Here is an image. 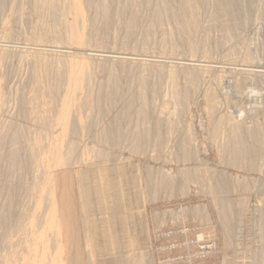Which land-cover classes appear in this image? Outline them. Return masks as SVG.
<instances>
[{"label": "rangeland", "instance_id": "374dc122", "mask_svg": "<svg viewBox=\"0 0 264 264\" xmlns=\"http://www.w3.org/2000/svg\"><path fill=\"white\" fill-rule=\"evenodd\" d=\"M55 1L50 6V0H3L0 45L18 49L37 44L59 51L79 47L87 54H134L158 62L186 58L228 67H264V0H236L232 5L228 0H105L110 5L107 13H103L104 0H78L83 13L78 19L71 8L73 0ZM7 59L0 70V135L6 137L0 144V185L20 186L17 198L21 196L17 200L10 188L8 194L17 201L11 196L14 201L6 198L11 200L7 203V194L0 199L6 202H2L6 205L3 207L12 202L13 216L23 212L10 222H18L21 227L35 206L29 195L34 164L26 158L25 164L30 163L32 168L24 164L26 168L19 166L18 170L9 166L6 157L18 150L21 156H27L33 144L50 143L55 134H51L49 123L55 120V114L42 119L33 99L44 92L42 88H64L68 75L64 59L59 57L47 59L46 71L39 73L31 58L12 53ZM96 65L85 64L80 79L83 87L76 101L84 136L79 133V138L87 145L80 154L85 159V150L90 153V145L95 144L92 136L107 119L123 123L125 135L134 139L124 144L122 153L129 171L128 185L137 188L132 200L136 217L129 234L139 239V254L135 252L122 264H192L186 258L162 259L163 253L157 250L160 241L154 238L167 229L176 230L175 237L182 231L184 242L178 243L176 252L184 251L189 242L186 226L198 236L210 234L215 240L213 252L217 251L218 257L210 260L213 264H264V81L246 78L243 82L239 78L236 82L234 77L218 80L217 75L206 73L205 77L215 79L195 83L183 70L141 67L136 71L117 63L108 64L106 69ZM110 82L117 91L108 107L105 101L110 112L103 118L95 111V93L99 85L108 86ZM236 92L242 97L230 104L234 106L229 108L234 120L229 123L237 124L230 130L220 117L224 104ZM242 94L250 95L247 98ZM132 100L136 102L134 112L126 106ZM33 106L37 111L30 110ZM216 158L218 164L213 162ZM219 209L230 212L229 229L219 222ZM108 231L114 245H120L116 252L121 251L120 226L112 225ZM13 232L6 229L5 236L10 233L12 242L0 246V263L6 258L8 264H21L27 234ZM176 252L172 256L177 257Z\"/></svg>", "mask_w": 264, "mask_h": 264}, {"label": "bare ground", "instance_id": "6f19581e", "mask_svg": "<svg viewBox=\"0 0 264 264\" xmlns=\"http://www.w3.org/2000/svg\"><path fill=\"white\" fill-rule=\"evenodd\" d=\"M234 1L236 0H228V5H232ZM2 2L3 0H0V8L3 5ZM106 2L102 4V8L105 9V12L103 13H107L106 8L108 3L106 4ZM49 4L50 6H53L56 4V1L50 0ZM108 6L110 5L108 4ZM71 8L76 17L83 14L81 3L78 0H73L71 2ZM182 16L180 17L181 20H183ZM76 19H78V17ZM28 46L15 49L5 45H0V70L3 64L7 65L5 61L8 60L7 58L12 53L24 56L25 58H31V61H33L34 70L38 71V73L39 71H46L47 59L59 57L64 59L68 80L64 88H42L44 92L38 96H35L33 99L36 104L35 106H37L36 108H40L42 119H49L51 117V113L55 114V120L52 123H49V127L52 129L51 134H55L52 135V139L49 140L50 143H46L47 145H40L36 140L35 142H37V144L35 143L30 147L28 146L29 149H27L29 152L27 156H23L22 154L24 159L18 152L19 150L14 151V154L6 157V160L10 164L9 166L16 168L18 167V170L19 166L23 170L26 168L25 165L28 164L30 166V163H28L30 161H32L34 164V168L32 170H34L33 172L35 175L33 176L34 178H31L32 180L30 179V183L32 182L33 185L32 191L29 193V195L31 198H34L35 206L30 218L27 220V223L23 224L21 227H19L17 224L18 222H15V224H10L12 220L15 221L17 217L23 212H16L13 216V211L11 210L10 206L12 205V202L10 205L7 204V207H3L6 205L2 202L5 201L0 199L2 203H0V205H2L0 208V246L7 247L12 242L10 241L11 238L9 237L10 233L8 236H5L6 229L8 228L12 229V231H14L13 233L20 230L27 234V237L25 236L26 246H23V248L25 247V251L23 250L24 254L20 253L21 257L19 256L21 264H122L126 263L130 258H132L135 252H137L136 250L139 249L137 246L139 239H137L135 235L132 237V234H129L130 226L133 224V217H136L135 213L133 212L134 210L132 200L134 199V195L137 193V188L135 186L133 189H131V187L128 185L129 175L127 172L129 171H126L127 169L126 165L123 163L122 153V150L125 149L124 144L126 142L128 143L133 141V137L131 138L125 135L124 131L126 130L123 123H120L114 119H107L102 128L100 127V130L94 132V135L91 134L94 138L91 139V141L94 140V142H92L95 144L94 146L90 145V153L88 154L87 152L86 154L85 150V159L82 157L83 154H80L81 148H83V146L85 148L87 145L85 144L86 142H82L84 140L79 138L82 135L83 127L79 120V106L77 105L78 102L76 101H78L77 99L78 96L80 97L79 93L81 92V87H83L81 86L80 79L83 80L82 76L85 64L92 62L97 64L98 67L100 66L101 68H105L108 64L111 65L113 63H117L120 66L124 65L136 71H138L141 67L147 69L166 67L168 70H183L184 73H187L190 80L195 81V83L204 78L208 79L209 81L215 79L213 76L205 77L204 74L206 73L214 74V76L217 75L218 80H222V78L225 79L234 77V80H237L236 82H239L240 80L246 82L244 81L246 78H252L254 81H264V67L260 65H241V67L233 65L234 67H228L222 64L219 65V63L201 62L186 58L177 60L178 62H158L149 60L147 58L145 59V57L143 59H141V57L137 58L134 57L136 56L134 54L120 53V55L119 53L115 52H95L92 54H87V51L85 53V51L79 47H64L65 51H59L57 49H48L47 47L45 48L37 44H31L30 47ZM144 68L142 69L144 70ZM2 69L4 68L2 67ZM172 75H174V72ZM250 83H252V80ZM0 87H2V85ZM108 87H110V90L107 89ZM116 91L117 87L114 82H110V85L108 86L104 84L98 86V89L95 93V111L100 117L105 118V116L109 114L110 111L107 113L105 103L108 101H113ZM238 93L236 92L235 95H232V97L230 96L228 98V103L224 104L226 106L223 111V115L220 117L221 123L223 125H229L230 130H232L231 127L234 129L233 125L236 123L230 125L229 122L234 120V117H232V112L229 110L234 107H231V105L236 102V99L242 97H239L241 94L236 95ZM227 96L224 97L227 98ZM250 98L251 97H249V99ZM232 100L234 103H232ZM109 102L107 103V107L110 105ZM135 103L136 102L134 100L126 103V106L130 112H134L136 110ZM35 106L30 108L32 112L37 111L34 110L36 109ZM252 108L254 109V107ZM103 120L101 122H104ZM236 121L237 120L233 122ZM130 123L131 122L127 123L129 127L131 126ZM237 129L239 131V128H236V130ZM82 137L84 139L83 135ZM4 138H1L0 135V144L2 145L5 143L4 141H6ZM137 139L138 138H136L135 141ZM142 141L143 139H138L137 142L140 143ZM137 149L139 148L137 147ZM26 158L28 160L27 164L24 162ZM213 162L218 164L220 160L216 158V160H213ZM22 163L23 168L21 166ZM30 167L32 168V166ZM25 171L28 172L29 169ZM7 173L4 171L5 175ZM6 177H8V174ZM2 184L0 186H2ZM4 184L2 187H0V196L3 197L7 194V196H10V198L6 196L5 199L8 198L14 201L15 197L17 198L18 191L21 190L19 188L20 186L15 185L19 189L17 187L11 188V185L7 188L4 187L6 186ZM9 190L10 192L12 191L13 194H16L15 197L12 196L13 194H8L10 193L8 192ZM19 194L20 193H18V195ZM11 196L14 199L11 198ZM8 199H6L7 203L8 201H11ZM43 205L44 207L46 206V210L45 208L43 209ZM41 209L45 210L44 214L42 215ZM229 213L227 210L223 209H219L218 211L220 219L219 222H221L225 230L226 228L229 229ZM112 225L120 226V232L123 234V246L121 251L116 252L117 248H120V245H114L113 237L108 231ZM227 235L229 236V233H227ZM200 237L201 236H199V238ZM137 254L139 253L137 252ZM7 261L6 258H4L0 264H8Z\"/></svg>", "mask_w": 264, "mask_h": 264}, {"label": "built area", "instance_id": "2783aa9c", "mask_svg": "<svg viewBox=\"0 0 264 264\" xmlns=\"http://www.w3.org/2000/svg\"><path fill=\"white\" fill-rule=\"evenodd\" d=\"M174 229H167L164 234H159L158 236H154L155 240H159L160 244L157 245V250L159 252H162V259L166 258V260H169V257L179 258V259H188V261H192V264H213L214 262L210 261L211 259H217L218 253L213 252L215 249V240L212 238L210 234H207L206 236L203 235L200 238H198V234L195 233L194 229L188 228V226L185 227V231L188 232V243L186 250L177 251L176 249L178 246H180L178 243L184 242V236L182 231H178L181 233L178 237V235L175 237L173 236L175 234ZM165 243V244H164ZM179 249V248H178ZM174 252H176L177 257L172 256L175 255ZM199 261L198 263H195L194 261ZM213 260V261H214Z\"/></svg>", "mask_w": 264, "mask_h": 264}]
</instances>
